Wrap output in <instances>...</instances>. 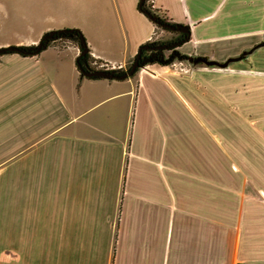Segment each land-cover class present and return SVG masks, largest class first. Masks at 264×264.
Returning <instances> with one entry per match:
<instances>
[{
	"label": "crops",
	"instance_id": "0c3cea01",
	"mask_svg": "<svg viewBox=\"0 0 264 264\" xmlns=\"http://www.w3.org/2000/svg\"><path fill=\"white\" fill-rule=\"evenodd\" d=\"M143 4L188 26L190 71L177 59L89 77L69 41L0 55V170L16 183L4 264L38 261L34 231L49 264H264V173L232 160V136L264 137V0H90L15 45L79 28L94 60L126 67L168 33Z\"/></svg>",
	"mask_w": 264,
	"mask_h": 264
},
{
	"label": "rangeland",
	"instance_id": "374dc122",
	"mask_svg": "<svg viewBox=\"0 0 264 264\" xmlns=\"http://www.w3.org/2000/svg\"><path fill=\"white\" fill-rule=\"evenodd\" d=\"M89 2L90 0H0V46L15 45L22 40H26V38L35 35L37 32L43 29L47 25V21L51 18L62 19L66 15H72V17H76L77 20H79L80 15L77 13L79 10L76 9L74 11V8H77L78 6L81 7L82 3L86 5ZM170 36L171 35L169 33L164 34L163 39H166ZM193 66L194 64L185 61V59L179 60V64L177 65V67H179V72L181 73L190 71ZM240 112L239 93L237 91V93H233L232 96L233 125L238 124L239 119L236 117L239 116ZM258 139L263 141L256 142V137L254 136L248 137V141L246 136H232L233 163H235V161L248 160L249 166L245 167L244 169L242 168V170H244V172L248 171L249 176H255L256 178H259L260 172L264 173V146L262 147V151L258 150L260 149L259 144L264 143V137H257V140ZM250 140H252V142ZM240 144H242V146H240ZM245 147H247L246 151ZM238 170L241 169L238 168ZM257 174L258 176H256ZM5 176L8 182L3 183L1 180L5 179ZM254 190L256 192L259 191H257L256 187H254ZM15 193V169L10 167L3 168V172L0 170V239L1 235L4 234V232L1 233V230L4 228L1 220H4L5 224L6 219V222H8L7 225L14 223V215L10 214L14 213V203L12 205V203L9 201V205L6 208L3 205L2 200H4L7 204L8 202L5 199L14 200ZM6 209L8 212L5 211ZM5 213H8V217L6 218L4 217ZM113 223H116V216L114 217ZM44 226L46 227V225ZM7 234L10 235V232ZM114 234L116 235V232L112 231L110 236V246L112 245ZM27 235L28 233L26 232L23 243L27 242L25 245H27L26 248H29L28 251L31 252L32 259L37 258L38 256V261L35 263H15L11 262L12 258H8L9 261L7 264H49L47 248H45L47 233L34 231L29 232V235ZM110 246L109 249L111 252ZM8 250L10 251L12 249L9 248ZM37 250L39 252L38 255L35 254ZM1 251L2 249L0 248V264H4V258L1 256ZM28 259L31 258L24 257L25 261Z\"/></svg>",
	"mask_w": 264,
	"mask_h": 264
},
{
	"label": "trees",
	"instance_id": "16d2710c",
	"mask_svg": "<svg viewBox=\"0 0 264 264\" xmlns=\"http://www.w3.org/2000/svg\"><path fill=\"white\" fill-rule=\"evenodd\" d=\"M141 9L145 11L146 13L151 11L150 8H146L144 4L142 5ZM158 17L161 21L163 22L166 21L165 18H162L159 15ZM156 25L159 28H162L168 31L171 36L167 38L166 40L165 39H155V40L148 41L147 43L141 45L137 53V55H139V59H138L139 68L143 66L144 64L159 63L163 65H168V64H171L174 60H177V59L182 60V59L188 58L186 55L180 53L177 50V48L182 43L187 41L189 37V33L183 32L182 30H170V29L163 27L159 23ZM82 37H83V34L79 28H63V29L55 30L53 36L49 39L43 40L42 43H43V47H45L51 42L69 41V42L77 44L78 47L80 48V52H82L83 50V45L81 43ZM163 46H169V47L168 49H166ZM20 47L23 50L22 53H20L22 55H37L41 51V50L36 51V45H29V46L22 45ZM166 50H170V53H168V55H165ZM137 55L135 56L134 59H136ZM93 60L94 59L91 57L90 53L87 51L85 53H80L77 63L79 67H82L85 70H93L95 68L91 64ZM131 63H129L128 69L130 68ZM115 71L120 74L124 72L122 70H115ZM135 73L130 77H133ZM81 75H84L82 71H81Z\"/></svg>",
	"mask_w": 264,
	"mask_h": 264
},
{
	"label": "water",
	"instance_id": "95a60500",
	"mask_svg": "<svg viewBox=\"0 0 264 264\" xmlns=\"http://www.w3.org/2000/svg\"><path fill=\"white\" fill-rule=\"evenodd\" d=\"M147 14L149 15V17L151 19H153L154 21L161 24L163 27H165L167 29L182 30V31L190 33L188 26H184L181 24L178 25L175 23H171L169 21L163 22L159 19L157 14H155L151 11L147 12ZM54 32H55V30L50 31V32L43 35V37L40 39V41L36 45V51H40L42 49V47H43L42 41L51 38L53 36ZM81 43L83 45V50L81 53L87 52L88 51L87 45H86L85 39L83 37L81 38ZM178 45H180V44H178ZM163 47L168 49L169 46H163ZM22 51H23L22 48L20 46H17V45H9V46L0 47V55H2L4 53H10V52L11 53H22ZM138 59H139V55H137L136 59H134V61L131 63L130 68L121 74L116 72L115 70H103V69L85 70L82 67H79V68L85 76L123 79V78H127V77L132 76L136 72V70L139 68Z\"/></svg>",
	"mask_w": 264,
	"mask_h": 264
},
{
	"label": "built area",
	"instance_id": "2783aa9c",
	"mask_svg": "<svg viewBox=\"0 0 264 264\" xmlns=\"http://www.w3.org/2000/svg\"><path fill=\"white\" fill-rule=\"evenodd\" d=\"M154 13V12H153ZM156 14V13H155ZM91 64L95 67L94 69H103V70H122L126 71L128 67L121 64H108L102 61L93 60ZM93 69V70H94Z\"/></svg>",
	"mask_w": 264,
	"mask_h": 264
},
{
	"label": "flooded vegetation",
	"instance_id": "af4514ba",
	"mask_svg": "<svg viewBox=\"0 0 264 264\" xmlns=\"http://www.w3.org/2000/svg\"><path fill=\"white\" fill-rule=\"evenodd\" d=\"M183 32H185V31H183ZM168 33H169V32H168ZM169 34H170V33H169ZM168 38H169V37H168ZM166 39H167V38H166ZM166 39H165V40H166ZM168 53H170V50H166V51H165V55H168ZM144 65H145V64H144Z\"/></svg>",
	"mask_w": 264,
	"mask_h": 264
}]
</instances>
